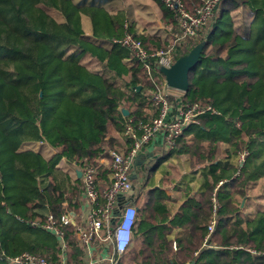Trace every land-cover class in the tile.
Returning a JSON list of instances; mask_svg holds the SVG:
<instances>
[{"label":"trees","instance_id":"obj_1","mask_svg":"<svg viewBox=\"0 0 264 264\" xmlns=\"http://www.w3.org/2000/svg\"><path fill=\"white\" fill-rule=\"evenodd\" d=\"M153 1L162 10V23L178 30L176 11ZM179 1L192 12L202 0ZM243 5L255 13L253 28L256 23L261 30L257 43L253 28L248 37L233 28L231 14ZM83 17L90 20L91 35L84 31ZM127 33L149 51L172 48L175 61L205 42L189 72L188 91L178 101L171 95L167 99L174 115L180 107L194 106L216 114L199 115L171 148L170 155L186 151L194 167L199 160L207 168L201 204L188 201L177 217L185 220V233L176 249L160 236L140 244L134 229L132 244L138 246L118 264H264V211L248 220L239 205L249 182L264 177V0H219L195 36L175 44L156 38L152 45L126 18L110 14L102 0H0V264H12L8 259L23 253L53 264L63 258L66 264L88 263L77 232L85 221L84 185L57 165L64 158L80 171L95 168L102 192L111 185L103 160L111 164V151L127 157L134 146L128 125L140 136V125L158 116L153 96L165 77L156 60H150L149 72L128 48L111 42ZM36 143L57 155L47 161L24 148ZM224 143L231 149L225 163L216 157ZM233 156L237 164L229 161ZM161 162L148 170L149 176ZM66 214L75 224L65 227L63 250L43 225L49 216L60 222ZM102 243L95 239L97 252Z\"/></svg>","mask_w":264,"mask_h":264},{"label":"crops","instance_id":"obj_2","mask_svg":"<svg viewBox=\"0 0 264 264\" xmlns=\"http://www.w3.org/2000/svg\"><path fill=\"white\" fill-rule=\"evenodd\" d=\"M102 2L110 14L124 17L129 24L135 25L136 33L151 45L156 38L162 42H172L175 35L180 33L179 28L175 31L173 25L165 26L162 23V10L153 0H102ZM231 16L234 30L242 37L250 36L255 13L243 5L233 11ZM83 28L86 34L91 35L92 26L87 17H83ZM109 44L111 42L107 41L106 46ZM167 92L168 96L171 95L176 100L185 94V92L172 88H168ZM110 135L123 142L118 132L111 130ZM187 138L193 139L194 136L189 134ZM24 148L41 154L47 161L56 156L55 151L45 143H36ZM171 150L166 141L165 131L157 133L148 144L141 147L133 161L131 179L134 190L129 195V199L137 209L135 231L139 226L140 244L144 245L147 237L150 238L151 236L156 239L160 236L161 238L165 237L168 242H172L176 249L177 241L185 233V220L183 218L177 220V217L182 213L181 207L188 201L201 204L207 168L199 160H197V166L194 167L192 165L194 159L186 151L170 155ZM230 150L228 144H221L220 153L216 154L217 159L225 163L227 161L226 155ZM162 159L163 162L149 176L148 170ZM237 159V156H233L229 161L237 164ZM103 163L105 164L103 171L110 182L111 173L109 169L111 164L107 159H104ZM57 168L63 170L71 178L79 179L78 171L80 170L73 168L66 159L62 158ZM263 184L264 177L249 182L247 185L246 197L239 201L240 214L243 218L253 219L258 212L264 211V209H255L257 203L251 195V189ZM149 205H152V209L149 208ZM88 212L89 208L84 205L83 221L86 220ZM253 212L254 214L250 215ZM227 219L232 220L233 218L230 216ZM102 244L103 247L101 248L103 249L101 251L97 252L96 247H94V257L104 255L109 249L112 251V248L106 247L105 243Z\"/></svg>","mask_w":264,"mask_h":264},{"label":"built area","instance_id":"obj_3","mask_svg":"<svg viewBox=\"0 0 264 264\" xmlns=\"http://www.w3.org/2000/svg\"><path fill=\"white\" fill-rule=\"evenodd\" d=\"M166 6L176 11L177 25L179 34L172 40L175 44L188 37H193L212 16L213 10L219 0H202L200 6L195 7L191 12L181 4L179 0H162ZM113 44H118L130 50L131 54L139 61L144 63L145 69L151 70L150 60L157 62L158 68H170L175 63L173 49H158L149 51L146 49L143 41L132 34H126L120 39H113ZM166 82L163 88L154 94L153 100L159 107L158 116L151 122L140 125L138 136L137 131L131 124L128 125L126 134L133 139L134 146L127 157H124L117 151H111V185L103 190H98L96 186V170L88 167L82 172V182L84 185V205L89 208L86 220L77 228L78 238L81 246L85 250L87 264H118L120 257L127 252L132 240L133 232L137 222V209L131 204L129 195L134 190L131 179L133 161L142 146L148 144L151 139L159 132L165 131L167 144L173 148L176 140L180 137L183 130L190 123H197V117L207 112H216L210 107H180L174 115L172 105L168 101V92ZM43 144V143H42ZM57 155V152H54ZM245 154L239 157V162L243 163ZM77 169L75 165L72 166ZM215 201V200H214ZM216 210V201L215 206ZM132 209L134 215L131 223L127 224L128 210ZM75 224L74 217L66 214L60 222H57L52 216H49L47 222L43 225L44 229L51 231L58 238L62 249L67 248L65 241V227ZM127 224V226H126ZM214 222L210 226V232L213 231ZM104 234L102 235V232ZM100 238L105 246L112 248L104 255L94 257L95 239ZM12 264H53L39 255L23 253L17 257L8 259ZM58 264H66L65 258Z\"/></svg>","mask_w":264,"mask_h":264},{"label":"water","instance_id":"obj_4","mask_svg":"<svg viewBox=\"0 0 264 264\" xmlns=\"http://www.w3.org/2000/svg\"><path fill=\"white\" fill-rule=\"evenodd\" d=\"M204 46L205 42L199 43L193 49H191L188 54L178 58L172 65V67H162L160 69L169 88L176 89L185 93L188 91L189 72L198 64ZM122 112L124 113V115H128V111L126 109H123ZM78 176L79 178H81V171H78Z\"/></svg>","mask_w":264,"mask_h":264},{"label":"rangeland","instance_id":"obj_5","mask_svg":"<svg viewBox=\"0 0 264 264\" xmlns=\"http://www.w3.org/2000/svg\"><path fill=\"white\" fill-rule=\"evenodd\" d=\"M47 12L49 13V15H51L53 18H55L58 21L62 20V16L55 10H51V9H47ZM255 28V29H254ZM254 32L252 33V36H254V40L256 41V43L258 42V40L260 39L261 36V30H256L257 26L256 23L254 25ZM251 195L253 196V198L256 200V210H263L264 209V184L260 185V186H255L253 189H251ZM254 212L250 215H253ZM136 232L139 234L140 233V229L139 226H137L136 228ZM138 246V243L136 241L133 242L131 249H130V254L132 253V250ZM133 259H135L134 257H132Z\"/></svg>","mask_w":264,"mask_h":264},{"label":"clouds","instance_id":"obj_6","mask_svg":"<svg viewBox=\"0 0 264 264\" xmlns=\"http://www.w3.org/2000/svg\"><path fill=\"white\" fill-rule=\"evenodd\" d=\"M133 215H134V211L132 209H129L128 213H127V224L131 223ZM127 224H126V226H127Z\"/></svg>","mask_w":264,"mask_h":264}]
</instances>
